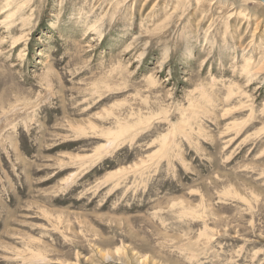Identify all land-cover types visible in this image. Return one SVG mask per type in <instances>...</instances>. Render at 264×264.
<instances>
[{
  "label": "rangeland",
  "instance_id": "obj_1",
  "mask_svg": "<svg viewBox=\"0 0 264 264\" xmlns=\"http://www.w3.org/2000/svg\"><path fill=\"white\" fill-rule=\"evenodd\" d=\"M261 1L0 0V264H264Z\"/></svg>",
  "mask_w": 264,
  "mask_h": 264
},
{
  "label": "bare ground",
  "instance_id": "obj_2",
  "mask_svg": "<svg viewBox=\"0 0 264 264\" xmlns=\"http://www.w3.org/2000/svg\"><path fill=\"white\" fill-rule=\"evenodd\" d=\"M261 1V0H260ZM261 2H264V1H261ZM12 17V15H9V16H7L6 15V19H9V18H11ZM9 21H10V23L9 24H7L6 26L8 27V32H10L11 34H12V32H15V28H11V26L13 25V21L11 20V19H9ZM14 44L10 47V51L11 50H14L15 48H17V46H18V44H20V42L19 41H17V42H13ZM4 82V81H3ZM9 91V90H8ZM4 97V96H3ZM1 104H3V103H1ZM1 111V110H0ZM94 127V126H93ZM90 128H92V127H90ZM83 129V128H82ZM81 131V130H80ZM113 133V132H112ZM37 245V244H36ZM41 245V244H40ZM39 252H41L42 254H43V256H44V252H43V250L42 251H40L39 250ZM37 255H39V253H37ZM36 254H34V256H37ZM114 255V254H113ZM150 259V258H149ZM114 260H116L117 262H119V261H121V258H116V259H114ZM139 261V260H138ZM134 262V261H133ZM105 263V262H104ZM125 264H127L126 262H124ZM136 264V263H135ZM139 264H148V262H147V260L146 259H144V260H142V261H140L139 262Z\"/></svg>",
  "mask_w": 264,
  "mask_h": 264
}]
</instances>
